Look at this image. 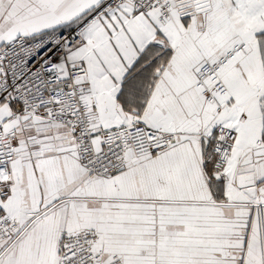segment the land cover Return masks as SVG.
Instances as JSON below:
<instances>
[{
  "label": "snow or ice",
  "instance_id": "1",
  "mask_svg": "<svg viewBox=\"0 0 264 264\" xmlns=\"http://www.w3.org/2000/svg\"><path fill=\"white\" fill-rule=\"evenodd\" d=\"M0 264H264V0H0Z\"/></svg>",
  "mask_w": 264,
  "mask_h": 264
}]
</instances>
